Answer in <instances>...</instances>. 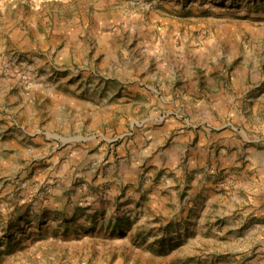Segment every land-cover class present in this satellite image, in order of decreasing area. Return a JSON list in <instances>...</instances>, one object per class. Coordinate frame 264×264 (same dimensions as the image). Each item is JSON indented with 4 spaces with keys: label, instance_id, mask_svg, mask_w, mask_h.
<instances>
[{
    "label": "rangeland",
    "instance_id": "1",
    "mask_svg": "<svg viewBox=\"0 0 264 264\" xmlns=\"http://www.w3.org/2000/svg\"><path fill=\"white\" fill-rule=\"evenodd\" d=\"M0 123V264H264V0H0Z\"/></svg>",
    "mask_w": 264,
    "mask_h": 264
},
{
    "label": "crops",
    "instance_id": "2",
    "mask_svg": "<svg viewBox=\"0 0 264 264\" xmlns=\"http://www.w3.org/2000/svg\"><path fill=\"white\" fill-rule=\"evenodd\" d=\"M215 99H216V102L214 103V106H216V109H220V110L224 111L222 108H227L228 106H232V105L234 106V100H233V98H231V96L229 94L228 95L225 94V96L222 94H219L216 96ZM18 111L19 110H17V112ZM2 127H4V126H3V124L0 123V128H2ZM14 137H15V142L20 141L19 135L14 134ZM5 143H7V142L0 140V165L4 161L2 154H3L4 148H5V146H4Z\"/></svg>",
    "mask_w": 264,
    "mask_h": 264
}]
</instances>
